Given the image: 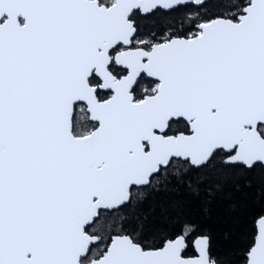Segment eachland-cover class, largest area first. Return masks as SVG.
Segmentation results:
<instances>
[{"label": "snow or ice", "instance_id": "snow-or-ice-1", "mask_svg": "<svg viewBox=\"0 0 264 264\" xmlns=\"http://www.w3.org/2000/svg\"><path fill=\"white\" fill-rule=\"evenodd\" d=\"M181 188L264 197V0H0V264H264Z\"/></svg>", "mask_w": 264, "mask_h": 264}, {"label": "trees", "instance_id": "trees-1", "mask_svg": "<svg viewBox=\"0 0 264 264\" xmlns=\"http://www.w3.org/2000/svg\"><path fill=\"white\" fill-rule=\"evenodd\" d=\"M162 201L179 202L185 218L196 223L200 232L206 231L210 235L213 252L220 254L243 249L255 233L257 218L264 215V197L257 194L256 188L232 192L231 199L226 193L208 196L203 190L194 194L181 188L156 193L134 211L150 213L155 208L158 213Z\"/></svg>", "mask_w": 264, "mask_h": 264}]
</instances>
